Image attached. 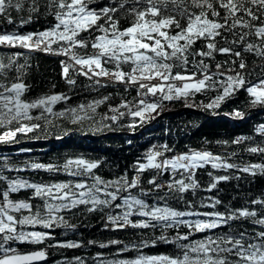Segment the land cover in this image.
Here are the masks:
<instances>
[{
    "label": "snow or ice",
    "instance_id": "6c2138e0",
    "mask_svg": "<svg viewBox=\"0 0 264 264\" xmlns=\"http://www.w3.org/2000/svg\"><path fill=\"white\" fill-rule=\"evenodd\" d=\"M13 11L17 14L26 12L27 17H19L17 24ZM33 15L51 16L53 22L39 32L20 34L19 31H5L0 34V46H19L29 51L67 57V62L61 60L60 64L61 75L69 86L76 83L69 75L72 72L92 81L90 87L93 90L108 86L101 83L104 78L126 85L125 91L135 87L137 96L133 101L121 99L119 104L112 105L108 103L112 98L109 94L56 112L54 106L69 100V96L53 93L30 101L23 99L26 85L21 80V70L27 65L17 63L22 53L16 52L7 63L0 61V127L9 129L0 135V142H9L18 133L39 129L41 124L38 121L42 120L52 123L56 117L67 116L74 123L96 121L98 109L106 103L108 113L100 115L99 123L110 127L104 121L119 122L130 116L134 121L130 128L135 127V118L144 120L150 117L165 100L187 99L209 90L217 94L206 105L207 108H218L241 89L248 93L251 106H264V77L258 78L256 83L246 79L250 75L246 55L252 54L264 60V0H106L104 6L97 0H0V18L6 25L23 27L31 22ZM122 19L130 20L129 26L122 28ZM197 42L201 44L198 49L195 47ZM89 47L91 54L81 55L77 51L83 49L87 53ZM217 54L232 59L216 63L213 71L211 63L205 61L215 60ZM124 65H128L130 70L125 71ZM258 67L264 71V65ZM13 69L17 74L15 82H8V74ZM153 80L159 83H151ZM149 96L153 98L151 102L147 99ZM34 110L39 114L33 115ZM232 115L244 117L239 110ZM14 123L19 127L11 130ZM257 131L264 135V125H260ZM241 139L246 138H237L233 143L238 144ZM163 148L170 151L167 145ZM246 151L264 156V147L261 146L250 147ZM161 156L162 152L149 150L146 162H137V175L130 180L125 174L105 181L92 174L99 161H88L82 157H69L61 165H25L52 172L66 171L73 177H87L75 183H29L0 175V181L7 185L0 190V264H34L45 260L44 249L21 253L12 244H42L53 239L47 229L57 226L75 228L61 213L73 212L80 206L88 213L108 209L105 227L111 225L114 230L155 229L158 226L163 230L180 226L188 229L183 234L177 231L172 240L162 234L156 239L141 240L139 244H125L114 239L107 244L100 243V248L110 245L118 248L112 259L97 253L94 258L97 264H264V198L252 199L249 206L227 208L224 212L216 210L221 204L218 199H211L207 205L201 201L200 207L213 209L203 212L192 200H184L187 192L195 196L200 187L195 170L206 164H211L212 169H236L256 175L257 172L264 174V163L241 166L209 151L190 150L158 159ZM8 167L5 157L0 169ZM149 169L156 172L147 181L151 187L147 190L140 188L139 195H133L130 190L139 186L140 174ZM168 171L173 177L164 183L158 182V176ZM178 171L182 176L180 179L175 178ZM208 176L210 183L204 189L206 191L232 178L228 175L214 176L212 172ZM20 189H32V197L27 201L10 199V193ZM148 196L153 197V203L147 202L145 198ZM33 198L41 203L33 205L30 203ZM177 198L184 202L183 210L168 203L169 199ZM118 200L122 203H114ZM255 206H259L258 209ZM113 207L122 211L112 214ZM240 221H249L252 230L232 227L234 222ZM37 226L44 230H36ZM223 228L228 230L206 235L200 240L190 239L193 233ZM158 242L174 244L176 254L144 255L141 252L142 248ZM95 243L88 241L90 245ZM51 246L78 248L82 245L68 241ZM129 251L140 254L132 259L119 258L121 253ZM71 264H85V261L74 257Z\"/></svg>",
    "mask_w": 264,
    "mask_h": 264
},
{
    "label": "trees",
    "instance_id": "16d2710c",
    "mask_svg": "<svg viewBox=\"0 0 264 264\" xmlns=\"http://www.w3.org/2000/svg\"><path fill=\"white\" fill-rule=\"evenodd\" d=\"M106 0H97V3L104 6ZM13 19L19 24V17H27L26 12L17 14L12 12ZM53 22L51 16L33 15L30 23L17 28L15 25H6L0 18V34L5 31H19L20 34L29 32H39L45 30ZM130 20H121V27H127ZM86 35V34H82ZM197 49L201 47L197 42ZM81 55L91 54L89 47L87 53L85 50H77ZM20 52L22 55L17 63L26 64L27 68L22 69L21 80L26 85L23 99L33 100L41 96L53 93H64L70 97L67 101L58 102L54 106V111L60 112L70 107H75L79 103L99 99L102 96L111 94L112 98L108 102L112 105L120 103L121 99L133 101L137 96L135 87L128 88L126 85L118 82L104 80L107 87L93 90L90 85L93 83L86 77L76 75L70 72L71 78L76 83L69 86L65 78L61 75V60L67 62L65 56L46 54L40 51H29L19 46L15 48L0 46V61L7 63L8 58L14 53ZM232 58L226 55L217 54L215 60L205 61L211 63L212 70L215 71V64ZM250 75L246 79L256 83L258 78L264 77V71L258 65H264V60L258 59L252 54L246 55ZM111 68L112 65H106ZM124 70L129 71L128 65H124ZM256 70L252 72L251 70ZM179 70V69H177ZM16 72L13 69L8 74V82H15ZM104 79V78H103ZM151 83H159L153 80ZM215 91H206L196 93L187 99H175L172 101H163L162 107L151 113V116L141 120L135 118V127L130 128L133 118L130 116L122 118L119 122L104 121L110 127H103L100 123V115L108 113V103L101 105L98 109L96 121H82L74 123L72 119L56 117L52 123L47 120L38 121L41 124L39 129L26 134H17L9 142H0V164H3L4 158H7L9 167L0 169V175L8 179H22L29 183L51 184L56 182H77L87 177H73L66 171H47L43 169H32L25 165L32 163L61 165L69 157H82L88 161H99L98 166L92 170L93 175L100 176L103 180H115L123 175H127L129 180L136 176L135 166L137 162H146L145 156L149 150L160 151L163 156L158 159L170 158L181 153L193 151H209L215 155L226 157L228 162L243 166L246 163H264V156L247 152L246 149L254 146L264 147V135H261L257 129L264 125V106H251L250 97L246 90L241 89L232 98L226 100L218 108H207L211 99L216 95ZM149 102L152 97L147 98ZM244 113L243 118H236L232 115L235 111ZM38 111H33V115H38ZM36 122V121H34ZM17 126H11L15 130ZM9 130L0 127V135ZM85 134L95 135L96 138L89 140L84 137ZM237 138L240 143H233ZM227 142V143H224ZM167 145L170 151H165L163 146ZM235 153L234 156L230 155ZM196 179L200 187L195 196L191 192L184 194V200H192L197 204L199 211H212L210 207H200V202L209 204L211 199H218L221 204L217 205L216 210L224 212L227 208H241L249 206L252 199L264 198V174L259 172L256 175L239 172L236 169H212L211 164L204 165L203 168L195 170ZM213 175H228L232 177L228 181H221L211 191H206L210 178L208 173ZM156 175L155 170H146L140 174V184L130 190L133 195H139L140 188L147 190L151 186L147 181L151 176ZM239 176V179L236 177ZM173 177L171 171L158 176V182L164 183ZM176 179L182 178L178 171ZM91 183V180H88ZM7 187L5 181H0V190ZM163 194V193H161ZM32 189H20L16 193H10V199L28 200L32 197ZM123 195V193H122ZM149 204L153 203V197L145 198ZM2 201V198H0ZM30 203L33 205L41 203L40 200L33 198ZM114 203H122L118 200ZM168 203L177 209L183 210L185 204L177 199H169ZM258 207L259 206H255ZM96 211L88 213L84 211L83 206L70 213H61L64 219L75 228H65L57 226L46 231L51 233L53 239L46 240L42 244L14 243L12 247L19 252L44 249L46 259L34 262V264H65L73 261L74 257H81L85 264H97L94 259L97 253H101L104 258L112 259L113 253L117 251L118 246L110 245L106 248H100V243L109 240H120L125 244H139L141 240L156 239L160 235H166L169 240L176 237L177 231L181 234L188 231L184 226L163 230L160 226L155 229H120L114 230L111 225L105 227L107 222V212ZM112 214L121 212L122 209H111ZM24 214H27L26 212ZM19 214H17L18 216ZM196 217H185L184 219H195ZM135 219V217H133ZM235 229L247 228L252 230L249 221L234 222ZM29 230L31 228L29 227ZM36 230H44L37 226ZM227 228L213 230L207 233H193L192 240L204 239L206 235H213L218 231H227ZM96 241L95 244H88V241ZM79 242L82 246L78 248L54 247L57 242ZM122 246V245H121ZM144 255H175L176 246L171 243L158 242L155 245L149 244L148 247L141 249ZM138 254L137 251L121 253L119 258L132 259Z\"/></svg>",
    "mask_w": 264,
    "mask_h": 264
},
{
    "label": "water",
    "instance_id": "95a60500",
    "mask_svg": "<svg viewBox=\"0 0 264 264\" xmlns=\"http://www.w3.org/2000/svg\"><path fill=\"white\" fill-rule=\"evenodd\" d=\"M84 137L89 139V140H92V139L96 138L95 135H91V134H85ZM32 251H36V250H32ZM26 252H29V251H26ZM21 253H23V252H21Z\"/></svg>",
    "mask_w": 264,
    "mask_h": 264
},
{
    "label": "rangeland",
    "instance_id": "374dc122",
    "mask_svg": "<svg viewBox=\"0 0 264 264\" xmlns=\"http://www.w3.org/2000/svg\"><path fill=\"white\" fill-rule=\"evenodd\" d=\"M12 126H13V125H12ZM14 126H17V127H19V125H18V124H15V123H14Z\"/></svg>",
    "mask_w": 264,
    "mask_h": 264
},
{
    "label": "bare ground",
    "instance_id": "6f19581e",
    "mask_svg": "<svg viewBox=\"0 0 264 264\" xmlns=\"http://www.w3.org/2000/svg\"><path fill=\"white\" fill-rule=\"evenodd\" d=\"M26 252V251H25Z\"/></svg>",
    "mask_w": 264,
    "mask_h": 264
}]
</instances>
